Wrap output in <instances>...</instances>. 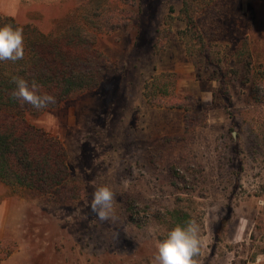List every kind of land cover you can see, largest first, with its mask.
<instances>
[{
	"label": "rangeland",
	"instance_id": "obj_1",
	"mask_svg": "<svg viewBox=\"0 0 264 264\" xmlns=\"http://www.w3.org/2000/svg\"><path fill=\"white\" fill-rule=\"evenodd\" d=\"M88 1L0 0V14L51 33L80 23ZM138 2L130 26L99 35L101 85L27 114L63 143L79 194L61 202L0 182V264H151L157 241L189 219L201 264H264V0L188 13L183 0ZM161 74L176 108L144 96ZM101 184L114 221L91 211Z\"/></svg>",
	"mask_w": 264,
	"mask_h": 264
},
{
	"label": "trees",
	"instance_id": "obj_2",
	"mask_svg": "<svg viewBox=\"0 0 264 264\" xmlns=\"http://www.w3.org/2000/svg\"><path fill=\"white\" fill-rule=\"evenodd\" d=\"M138 1L90 0L81 9L80 23L51 33L0 14V26L12 24L23 28L25 43L23 60L0 62V182L54 195L61 202L71 201L79 194L61 140L27 119V114L46 109L38 111L14 99L12 78L35 79L44 91L56 97V103L49 108L75 94L98 88L110 69V60L97 47L99 35L130 26L137 18L131 13L138 7ZM213 1L183 0L184 11L200 10ZM190 19L189 28L194 23ZM201 38L203 46L205 39ZM144 96L151 105L177 107L176 85L171 75L152 77L145 85ZM174 213L177 216L172 214L173 218L178 221L189 219L180 210Z\"/></svg>",
	"mask_w": 264,
	"mask_h": 264
},
{
	"label": "clouds",
	"instance_id": "obj_3",
	"mask_svg": "<svg viewBox=\"0 0 264 264\" xmlns=\"http://www.w3.org/2000/svg\"><path fill=\"white\" fill-rule=\"evenodd\" d=\"M25 43L23 28L4 24L0 26V62L13 63L23 60ZM15 84L11 96L22 105H31L36 110H44L56 103V97L43 90L35 79L29 81L22 77H13ZM115 193L106 184L94 188L90 208L101 222L114 221ZM204 239L199 223L195 219L187 220L183 225L176 224L167 231L163 239L156 243V252L151 264H201L198 257L202 254Z\"/></svg>",
	"mask_w": 264,
	"mask_h": 264
}]
</instances>
